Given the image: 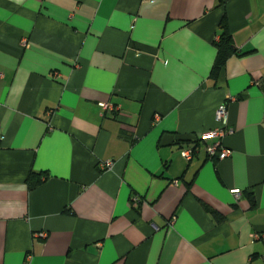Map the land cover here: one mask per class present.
<instances>
[{"label": "crops", "instance_id": "0c3cea01", "mask_svg": "<svg viewBox=\"0 0 264 264\" xmlns=\"http://www.w3.org/2000/svg\"><path fill=\"white\" fill-rule=\"evenodd\" d=\"M0 264H264V0H0Z\"/></svg>", "mask_w": 264, "mask_h": 264}, {"label": "built area", "instance_id": "2783aa9c", "mask_svg": "<svg viewBox=\"0 0 264 264\" xmlns=\"http://www.w3.org/2000/svg\"><path fill=\"white\" fill-rule=\"evenodd\" d=\"M57 77V76H55ZM100 108L104 112L113 113L116 111L115 107L110 104H99ZM215 121L217 123L218 128L203 133L199 140L204 144V154L207 158L215 159V160H225L226 158L230 157L231 151L223 146L221 140L225 136L232 135L234 130L228 127V118H227V110L224 105L219 106V108L215 112ZM213 141V143H209V141ZM182 158L185 160H190L192 155L194 154L191 148L183 149L180 152ZM112 168L111 162H106L103 165V169L110 170ZM177 183L174 182V185ZM235 200H239L241 197V192L239 190H232L231 191ZM132 205L136 207L139 204V199L136 197H132ZM257 238V237H255Z\"/></svg>", "mask_w": 264, "mask_h": 264}, {"label": "trees", "instance_id": "16d2710c", "mask_svg": "<svg viewBox=\"0 0 264 264\" xmlns=\"http://www.w3.org/2000/svg\"><path fill=\"white\" fill-rule=\"evenodd\" d=\"M221 29L223 32L221 33L218 42L215 43V46L217 48V58L215 60V64L211 70L210 77L216 80L217 75L219 74L223 64L225 63V60L231 55L235 53V50L232 46V41L230 34L228 33L227 27L225 24H223V21L221 23ZM194 147L192 148L193 153L197 149V146H200L202 142L200 140H195ZM194 156V154L192 155ZM39 184V182H37Z\"/></svg>", "mask_w": 264, "mask_h": 264}]
</instances>
